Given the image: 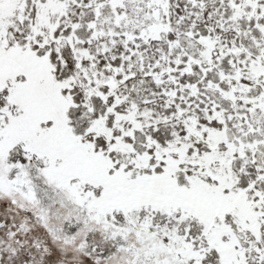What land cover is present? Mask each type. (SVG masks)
I'll return each instance as SVG.
<instances>
[{
  "label": "snow or ice",
  "instance_id": "6c2138e0",
  "mask_svg": "<svg viewBox=\"0 0 264 264\" xmlns=\"http://www.w3.org/2000/svg\"><path fill=\"white\" fill-rule=\"evenodd\" d=\"M0 264H264V0H0Z\"/></svg>",
  "mask_w": 264,
  "mask_h": 264
}]
</instances>
